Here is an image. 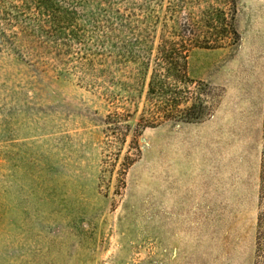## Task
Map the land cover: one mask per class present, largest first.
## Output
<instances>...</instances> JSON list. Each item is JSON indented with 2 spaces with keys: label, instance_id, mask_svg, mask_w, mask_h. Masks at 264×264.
Segmentation results:
<instances>
[{
  "label": "rangeland",
  "instance_id": "1",
  "mask_svg": "<svg viewBox=\"0 0 264 264\" xmlns=\"http://www.w3.org/2000/svg\"><path fill=\"white\" fill-rule=\"evenodd\" d=\"M212 5L236 34L203 32L222 46H190L164 98L148 93L159 7L120 22L89 0L67 40L8 27L0 264H264V0Z\"/></svg>",
  "mask_w": 264,
  "mask_h": 264
},
{
  "label": "trees",
  "instance_id": "2",
  "mask_svg": "<svg viewBox=\"0 0 264 264\" xmlns=\"http://www.w3.org/2000/svg\"><path fill=\"white\" fill-rule=\"evenodd\" d=\"M128 1L132 7L135 5L134 9L124 8L129 10L128 13L116 7L113 0H98V3L105 5L100 9L109 18L115 17L120 22H124L125 19L127 21L128 18L134 16L138 9L146 13L147 20L160 17L159 14H155L157 10L155 7L165 11L164 33L156 47L155 68L149 83L148 93L151 96L157 95L164 98L167 95L166 81L171 77L175 80L190 81L187 72L190 46H200L203 41L211 42L203 44L205 47L222 46L224 41L222 42L221 38L205 40L202 38L203 32L210 30L220 34L225 31L226 37L236 34L231 18L224 8L212 5L214 0H167L165 5L164 0H144L139 4L138 0H126ZM216 1L222 2V0ZM66 2L68 4L64 6ZM87 2L89 0H73V4H70L68 0H0V37L6 41L10 40L9 26L14 27L13 30L21 28L20 30L27 34L31 26L38 25L42 27V32L47 37L58 38L60 35L67 40L73 32H66L64 24L68 23L69 16L78 11L77 5ZM113 25L114 21L111 20L109 27L112 28ZM16 31L13 38L19 36ZM144 31L147 30L144 29ZM136 39L138 42L141 41ZM139 44H143V41ZM149 52L151 53L148 50ZM175 107H178L177 102ZM204 111L205 105L196 100L190 106H186L183 112L186 117L194 119L200 118Z\"/></svg>",
  "mask_w": 264,
  "mask_h": 264
}]
</instances>
